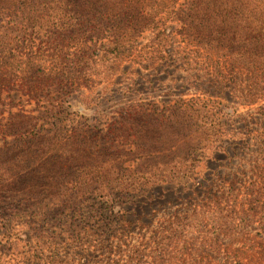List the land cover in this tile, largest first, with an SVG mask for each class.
Here are the masks:
<instances>
[{"label":"rangeland","instance_id":"1","mask_svg":"<svg viewBox=\"0 0 264 264\" xmlns=\"http://www.w3.org/2000/svg\"><path fill=\"white\" fill-rule=\"evenodd\" d=\"M4 1L0 147L60 151L51 202L4 194L0 264H229L264 240V70L216 40L218 7L131 0L152 18L121 29L125 0Z\"/></svg>","mask_w":264,"mask_h":264},{"label":"trees","instance_id":"2","mask_svg":"<svg viewBox=\"0 0 264 264\" xmlns=\"http://www.w3.org/2000/svg\"><path fill=\"white\" fill-rule=\"evenodd\" d=\"M103 1L93 0L83 7L100 13V4ZM125 1H122L121 12L115 20L121 29L131 23L135 9L145 15V22L150 21L152 15L148 13L147 8L150 9L151 6L136 5L131 0ZM199 2L213 4L224 13V22L221 21V26L216 25L218 28L220 26L216 40L218 42L226 40L235 50L231 54H236L238 60L247 64L251 71L258 73L260 69L264 70V0H199ZM6 11L9 9L5 6V1L0 0V16ZM201 11L197 6H191L186 13L201 15ZM179 115V112L174 115L175 123L179 125L190 123ZM50 123L49 121L44 124ZM22 137L19 135V138ZM58 149L60 151V148L52 143L38 144L33 141L26 143L20 140L11 146L7 144L0 147V207L4 205V194L34 193L31 195L35 196L40 193L43 184L45 185L44 193L51 198L49 200L51 202L55 197L57 183L54 181L55 173L47 169H51L50 165L55 163ZM249 243L250 246L247 249L246 245H243L235 251L233 260L229 261V264H264V240L261 242L253 240ZM257 247L258 251H256Z\"/></svg>","mask_w":264,"mask_h":264}]
</instances>
